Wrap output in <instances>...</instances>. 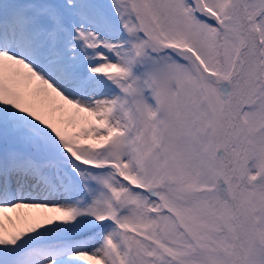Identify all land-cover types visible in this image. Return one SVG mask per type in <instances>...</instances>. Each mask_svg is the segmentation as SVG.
<instances>
[{
	"label": "snow or ice",
	"instance_id": "1",
	"mask_svg": "<svg viewBox=\"0 0 264 264\" xmlns=\"http://www.w3.org/2000/svg\"><path fill=\"white\" fill-rule=\"evenodd\" d=\"M0 264H264V0H0Z\"/></svg>",
	"mask_w": 264,
	"mask_h": 264
}]
</instances>
